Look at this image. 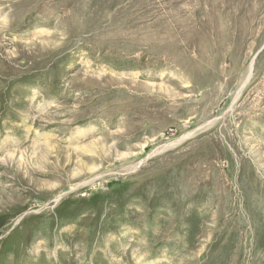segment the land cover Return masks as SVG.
Segmentation results:
<instances>
[{
  "label": "rangeland",
  "instance_id": "374dc122",
  "mask_svg": "<svg viewBox=\"0 0 264 264\" xmlns=\"http://www.w3.org/2000/svg\"><path fill=\"white\" fill-rule=\"evenodd\" d=\"M0 264H264V0H0Z\"/></svg>",
  "mask_w": 264,
  "mask_h": 264
},
{
  "label": "bare ground",
  "instance_id": "6f19581e",
  "mask_svg": "<svg viewBox=\"0 0 264 264\" xmlns=\"http://www.w3.org/2000/svg\"><path fill=\"white\" fill-rule=\"evenodd\" d=\"M136 254V253H135ZM142 262V261H141Z\"/></svg>",
  "mask_w": 264,
  "mask_h": 264
}]
</instances>
